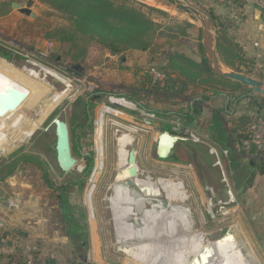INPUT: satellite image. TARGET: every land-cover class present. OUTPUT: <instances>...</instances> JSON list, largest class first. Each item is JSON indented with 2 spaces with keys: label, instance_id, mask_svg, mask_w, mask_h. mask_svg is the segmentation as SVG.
Wrapping results in <instances>:
<instances>
[{
  "label": "rangeland",
  "instance_id": "1",
  "mask_svg": "<svg viewBox=\"0 0 264 264\" xmlns=\"http://www.w3.org/2000/svg\"><path fill=\"white\" fill-rule=\"evenodd\" d=\"M17 1L0 0V63L8 68L11 64L26 75H37L45 80L47 85L50 84L45 97L54 100L45 104L42 109L45 113L39 120L26 117L25 109H19L4 123L6 126L1 125V137H5V140L0 145V163L12 155L24 152L22 166L28 170L23 175L16 174L18 178L11 192L16 194L18 190L25 202L31 196L39 200L38 213H27L24 208H19L21 215L30 217V220H26L30 221L31 226H37L36 222L44 220L42 232L52 230L48 225L50 210L47 204L49 199L55 197L44 192L46 180L42 178L43 171H46L49 181L55 178L54 182L59 185L72 179L75 182L72 185L74 205L71 212L86 232L83 240L85 248L79 254L87 256L92 253L93 264H139L113 245L116 230L112 219L115 200L112 184L117 167L130 162L128 151L131 150L145 177L151 176L154 180L174 179L184 184L188 194L186 202L193 209L198 227L203 231V242L209 245L228 231H236L247 241L260 264H264V174L259 171V167L264 165V157L237 148L240 133H244L249 124L239 117L249 115L252 120L261 110L258 109L259 105L253 104L244 94L229 90V93L221 92V95L214 98L212 95L217 90L215 87L189 86L183 91L181 83H178L176 88H172L169 81L171 75L164 68L169 54L173 52H183L197 61L201 60V19L174 0H132L134 6L143 9L161 26L149 50H129L113 55L94 38L79 36L71 41L62 40L58 30L68 27L69 21L60 13L52 12L54 10L40 0L34 3L36 17L13 8L12 3ZM27 1L23 0L25 5ZM196 1L211 14L215 12L217 21L223 23L230 35L232 33L237 37L243 18L239 1ZM38 17L40 19L37 21ZM181 27L185 28V34ZM214 30L216 37V28ZM246 55L251 60L242 64L244 72L241 73L264 81V58ZM148 66H156L163 77L153 83ZM223 66L227 71L235 70ZM109 93L123 94L141 102L146 107L145 112L151 111L169 119L171 128L168 129L163 121H147L141 114L138 115L140 119H132L127 114L134 109L118 107L106 114L104 126L96 124ZM238 95L241 96L237 98ZM250 95L257 99L264 97L255 94L254 90ZM180 113L194 115L191 125L193 133L183 134L184 138H178L176 142L180 150L179 159L185 161L158 158L155 155L158 136L165 129L173 131L172 122ZM58 115L66 116L77 142L73 151L78 162L69 173H63L57 167L54 128L45 131ZM217 117L222 120L229 134L228 147L242 162L240 164L246 175L252 173L248 179L244 177L242 169L235 170L231 166V172H227L229 182H223L221 166L216 161L220 158L225 167L230 158L225 140L219 141L215 137L213 122ZM121 138L124 140L119 141ZM212 146L217 150H212ZM120 147L122 154H118ZM89 156L92 157L90 167ZM252 166L254 168L251 169ZM228 190L232 192L230 197ZM0 215L9 216L1 211ZM55 217L58 219L59 214L56 213ZM158 221L154 217L149 233L162 230ZM168 222L172 230L176 231L177 221L171 219ZM25 228L29 229V223L25 224ZM193 236L189 238L190 244L193 243ZM178 242V239L168 241L170 246H176ZM204 253L192 257L193 262H202ZM163 258L167 260L169 256L164 255Z\"/></svg>",
  "mask_w": 264,
  "mask_h": 264
},
{
  "label": "bare ground",
  "instance_id": "2",
  "mask_svg": "<svg viewBox=\"0 0 264 264\" xmlns=\"http://www.w3.org/2000/svg\"><path fill=\"white\" fill-rule=\"evenodd\" d=\"M49 85L37 75L31 77L11 64L8 68L0 63V137L1 125L19 109H25L26 117L40 119L45 113L42 112L45 104L54 102L45 97L50 90ZM4 140L5 137L0 138V145ZM123 140L121 138L119 141ZM122 153L120 147L118 154ZM128 154L130 162L117 167L112 184L115 194L112 219L116 230L113 245L119 252L139 264H195L192 257H197L203 251L205 257L199 264H260L247 241L236 231H228L209 245L203 242V231L198 227L193 209L186 202L188 194L184 184L174 179L145 177L136 155L131 154V150ZM154 217L158 218L162 230L149 233ZM171 219L177 221L176 231L168 225ZM91 230L93 233L92 225ZM190 236L194 238L191 244ZM173 239H178L180 243L170 246L168 241ZM163 249L164 254H161ZM164 255L169 258L164 259Z\"/></svg>",
  "mask_w": 264,
  "mask_h": 264
},
{
  "label": "trees",
  "instance_id": "3",
  "mask_svg": "<svg viewBox=\"0 0 264 264\" xmlns=\"http://www.w3.org/2000/svg\"><path fill=\"white\" fill-rule=\"evenodd\" d=\"M40 1L52 8V10H54L52 12L60 13V15L64 16L65 19L69 21L68 27L58 30V32L62 34V40L71 41L79 36L94 38L113 55H120L129 50H149L153 46L154 37L161 26L151 19L143 9L134 6L132 0ZM232 1L235 3L239 1V8H242L244 4V0ZM157 10L165 14L164 11ZM212 15L216 28L215 47L221 63L236 71L244 72L241 67L242 64L248 63L251 59L247 57L243 46L229 34L226 27H223V23L217 21V14L212 12ZM39 19L38 17L37 21ZM181 29L185 34V28L181 27ZM199 54L201 56L200 61L193 59L183 52H173L169 54L168 63L164 68L168 69V75H171L169 81H171L172 88H176L178 83H181V89L183 91L189 86L199 87L202 85L206 88L215 87V90L217 89L219 92H225L226 94L227 92L229 93V91H234L236 94L240 92L244 94L245 97H248L253 104L259 105V110L264 107V97H261L260 100L251 96L250 94L253 92L251 87L213 72L208 64L202 44H199ZM240 96L241 95H238L237 98ZM175 118L184 126H191L194 115L189 116V114L180 113ZM239 119L244 121V123L251 122L249 115H243L239 117ZM213 123L216 129L215 137L219 141H223L222 139L225 140L224 143L228 148L232 168L235 170L242 169V173L245 174L244 177L248 179V176H251L252 173L246 175L247 173L245 169L241 167L238 158L234 156L233 152L228 147L227 137L229 134L225 130L222 120L217 117L214 119ZM166 125L168 129L171 128L169 123H166ZM240 137L241 141L245 137V134L240 133ZM71 138L73 146L75 147L77 142L72 130ZM169 158L185 161L179 159L177 153L172 154ZM88 161V166L90 167L92 165L91 156H89ZM252 168H254V166H252L251 169ZM259 171L264 174V165L259 167ZM227 193H229V197L232 194L231 190ZM3 259H5V264H25L22 249H17L13 253L7 255H0V260ZM80 264L84 263L81 262Z\"/></svg>",
  "mask_w": 264,
  "mask_h": 264
},
{
  "label": "crops",
  "instance_id": "4",
  "mask_svg": "<svg viewBox=\"0 0 264 264\" xmlns=\"http://www.w3.org/2000/svg\"><path fill=\"white\" fill-rule=\"evenodd\" d=\"M241 11L243 12V18H241L240 22L241 27L238 28L240 31L237 33V37H235L232 33L231 35H233L243 46L248 56L263 59L264 21L262 11L257 6L255 0H244ZM256 43H258V45H256ZM219 94L221 95L222 93L217 90L212 96L215 98ZM257 114L264 116V108ZM160 135L158 136V139H160ZM99 136L100 141V129ZM172 138V136L167 135V137H164V141L170 143ZM179 151L180 150L175 146L173 154L177 153L179 156ZM23 154L24 152L12 155L11 158H6L5 161L0 163V187L9 193H12L11 190H13V183L10 184L9 182L17 180L18 176L16 174L23 175L26 171H28L25 170L27 167L23 168L22 166V163L24 162ZM98 158H100L99 155ZM19 162L20 164H18ZM228 163L230 164L228 165ZM83 169L84 167L81 168V170ZM226 170L228 173L231 172V161L229 159L227 161ZM46 174V171H43L42 178L46 180V184H44V192L45 194L55 197V199H49V204H47V206L49 207L50 212L48 216L45 215L49 218L48 225L52 227V230H48L49 232L46 233L42 232V224H44V220L42 222H36L37 226H31L30 221H27L30 220V217L27 215H21L20 213L9 216L0 215V220H3L4 222L3 225H0V237L3 231L6 230L8 234L7 239L12 241V245H8V243L3 240L0 242V246L7 245L12 247L14 252L17 249L32 243L37 247V264H50L47 263L50 259H54L56 261L55 264H80L82 256L79 254L81 253L79 244L81 245L83 243L86 232L81 229L74 213L71 212L72 206L74 205L72 201L74 198L72 185H74L73 183L75 181L70 179L59 185L54 182L55 178H52V180L49 181ZM15 183L13 185H15ZM92 211L94 214L93 207ZM56 213L59 214L58 219L55 217ZM94 219L96 220L95 214ZM22 223L24 224L22 225ZM27 223H29V229L25 228V224ZM20 233H25L26 236L24 237L20 235ZM0 264H5V259L0 260Z\"/></svg>",
  "mask_w": 264,
  "mask_h": 264
},
{
  "label": "water",
  "instance_id": "5",
  "mask_svg": "<svg viewBox=\"0 0 264 264\" xmlns=\"http://www.w3.org/2000/svg\"><path fill=\"white\" fill-rule=\"evenodd\" d=\"M177 3L183 5L186 9L194 13L197 17L201 19L202 28L201 33L203 37V47L205 51V56L207 58L210 68L216 74L229 78L234 81H239L245 85L253 88L255 94L264 96V81L241 73L239 71H227L225 70L223 64L220 62L216 47H215V23L211 12L202 4L196 0H174ZM35 0H28L26 5L23 0H18L13 2V8L18 9L21 13L25 15H30L31 17H36V12L34 11ZM125 57L122 58L124 60ZM151 60L153 57L150 58ZM54 128L55 134V156L58 169L63 173L71 172L74 167L77 165L78 159L74 155L73 143L71 138V129L69 122L66 116L58 115L55 117L47 126L45 131H48L50 128ZM172 136V141L170 143L164 141V136ZM178 137L164 132L160 135L159 142L155 149V155L161 159H168L172 156L174 148ZM132 154V152H131ZM14 184L15 181L9 182ZM12 184V185H13ZM37 205V206H36ZM39 200L36 197L31 196L26 202L23 200V197L17 191L16 194L9 193L5 189L0 187V211L7 213L9 215L19 214V208H24L27 213H38ZM34 208V209H33ZM37 219V217H33ZM46 222V221H45ZM3 220H0V225H3ZM24 223H22L23 225ZM7 231H3L0 242L3 240L12 245V241L7 239ZM22 236H26L25 233H20ZM81 259H83L81 257ZM86 263L93 264L89 262L87 256L83 259ZM47 263L55 264L54 259H50Z\"/></svg>",
  "mask_w": 264,
  "mask_h": 264
},
{
  "label": "built area",
  "instance_id": "6",
  "mask_svg": "<svg viewBox=\"0 0 264 264\" xmlns=\"http://www.w3.org/2000/svg\"><path fill=\"white\" fill-rule=\"evenodd\" d=\"M257 3V6L259 7V9L262 11V17H263V21H264V0H255ZM256 45H258V43H256ZM147 70L149 72L150 75H152L154 82L155 83L158 79H161L163 76L160 73V71L158 70V68L156 66H148ZM107 100L105 102V105L103 107V109L101 110L100 114L98 115V118L96 119V124H100L101 126L105 124V117L107 113H111L113 110H116L117 107L118 108H124V109H134L137 113H134L133 111H128L129 117H131L132 119H140L139 118V114L144 115L145 119L147 121H151L153 119L155 120H159V121H163L164 123H171V121H169V119L164 118L162 116H158L155 115L154 113H152L151 111H146V107L144 105L141 104V102H138L136 100H132L127 96H124L123 94H115L112 95L111 93H109L107 95ZM109 103V104H107ZM138 106V107H137ZM140 109H144L140 110ZM139 112V113H138ZM137 114V116H136ZM139 115V116H138ZM166 115H170L166 114ZM165 116V115H163ZM172 127H173V131H162V133L164 132H168L171 133L175 136H177L178 138H184L182 137L183 134H188L190 135V133H193L192 127L191 126H184L182 123H180L179 121H173L172 122ZM244 134L245 137L244 139H242L241 141H239L237 148L242 149V150H246L248 153L254 152L253 154L255 155H260L262 157H264V116L261 114H255L254 117L252 118L251 122L247 125V127L244 129ZM216 145V144H214ZM217 146V145H216ZM212 150H217L212 146ZM259 153H263V154H259ZM225 156V155H224ZM216 163L218 165L221 166V170L223 173V182H229L228 179V175H227V170H226V166H222V162L221 159L218 158ZM230 186V185H229ZM231 187V186H230ZM231 189V188H230ZM229 195V193H228ZM229 200H231L229 198ZM22 249L23 255H24V261L25 264H37V247L36 245L30 243L25 245L24 247L20 248ZM13 252L12 247H9L7 245H3L0 246V255H7ZM93 254L89 253V255H87V258L89 260V262L93 263Z\"/></svg>",
  "mask_w": 264,
  "mask_h": 264
},
{
  "label": "flooded vegetation",
  "instance_id": "7",
  "mask_svg": "<svg viewBox=\"0 0 264 264\" xmlns=\"http://www.w3.org/2000/svg\"><path fill=\"white\" fill-rule=\"evenodd\" d=\"M60 198V197H59ZM80 251H81V253H82V251H83V249L85 248V244L84 243H82L81 245H80ZM81 256H82V258L84 259V257H86V256H84L83 254H81ZM83 259H81V262L82 263H86Z\"/></svg>",
  "mask_w": 264,
  "mask_h": 264
}]
</instances>
